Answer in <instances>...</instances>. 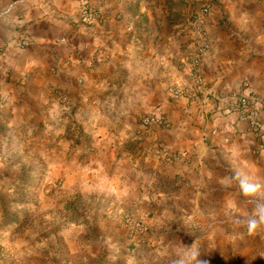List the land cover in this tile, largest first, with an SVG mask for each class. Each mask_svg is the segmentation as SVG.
<instances>
[{"label": "crops", "instance_id": "obj_1", "mask_svg": "<svg viewBox=\"0 0 264 264\" xmlns=\"http://www.w3.org/2000/svg\"><path fill=\"white\" fill-rule=\"evenodd\" d=\"M85 1L100 19L81 20ZM203 6L210 14L199 26ZM263 10L264 0H0V113L27 134H51L53 178L110 188L135 202L127 208L150 230L189 232L177 245L252 240L226 214L230 198L250 206L218 180L238 171L264 181L254 133L225 110L232 90L264 96ZM198 28L211 46L198 66L201 87L192 66L204 42ZM174 86L182 98L171 97ZM149 113L167 124L142 131ZM161 144L179 159L156 156Z\"/></svg>", "mask_w": 264, "mask_h": 264}, {"label": "rangeland", "instance_id": "obj_2", "mask_svg": "<svg viewBox=\"0 0 264 264\" xmlns=\"http://www.w3.org/2000/svg\"><path fill=\"white\" fill-rule=\"evenodd\" d=\"M193 33L210 44L204 30ZM12 122L10 112L0 113V261L171 264L181 239L177 236L187 239L189 232H169L166 236L150 230L142 218L135 217V211L131 212L135 202L118 198L110 188H85L53 178L55 144L51 134L40 130L27 134L25 127ZM139 127L146 132L140 122ZM132 220L144 222L146 229L134 232L129 224ZM155 237L163 240L156 247ZM192 240L184 244L191 246ZM197 248L202 264H264L261 236L243 239L234 246L197 243Z\"/></svg>", "mask_w": 264, "mask_h": 264}, {"label": "built area", "instance_id": "obj_3", "mask_svg": "<svg viewBox=\"0 0 264 264\" xmlns=\"http://www.w3.org/2000/svg\"><path fill=\"white\" fill-rule=\"evenodd\" d=\"M210 14V7L203 6L200 10V14L197 17V24L202 26L204 24L205 17ZM101 11L94 4L85 1L80 10V18L85 23H93L95 20L100 19ZM200 30V28H198ZM27 41H22V45H26ZM210 49V44L203 42L198 48L197 55L195 56L192 66L194 67L193 73L197 84L202 86V77L198 73V66L201 64L203 57ZM5 51V43L0 41V56ZM172 98L180 99L184 95V89L181 86H174L168 89ZM63 101L66 102L67 98L63 97ZM226 112L228 114L237 113L238 121L246 123L250 130L254 133L256 139L255 153L264 152V96L252 94L246 95L239 90H232L227 97ZM167 124V118L160 113H149L144 115L140 120L141 128L145 131L151 130L154 127H163ZM156 156L164 159L167 162H174L179 159V154H176L166 145H159L155 151ZM130 228L134 232H143L146 229V225L142 221L132 220Z\"/></svg>", "mask_w": 264, "mask_h": 264}, {"label": "clouds", "instance_id": "obj_4", "mask_svg": "<svg viewBox=\"0 0 264 264\" xmlns=\"http://www.w3.org/2000/svg\"><path fill=\"white\" fill-rule=\"evenodd\" d=\"M218 183L225 190L235 188L239 196L250 206L248 211H244L238 200L228 199L226 214L229 215L230 222L237 228H243L249 236L264 237V200L256 198L258 194L264 192V181L244 176L237 171L223 175ZM198 255L196 242L191 246L181 242L175 248V257L171 264H202L198 260Z\"/></svg>", "mask_w": 264, "mask_h": 264}]
</instances>
